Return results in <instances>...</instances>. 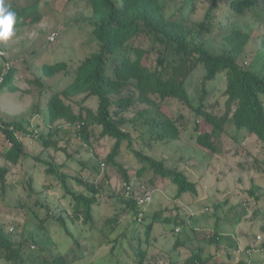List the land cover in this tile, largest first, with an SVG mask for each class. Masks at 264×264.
I'll use <instances>...</instances> for the list:
<instances>
[{
	"label": "rangeland",
	"instance_id": "1",
	"mask_svg": "<svg viewBox=\"0 0 264 264\" xmlns=\"http://www.w3.org/2000/svg\"><path fill=\"white\" fill-rule=\"evenodd\" d=\"M162 1L168 18L190 23L202 21L211 4V0ZM193 5L195 11L192 12ZM41 12L40 24L14 31L11 40L0 42V60L18 69L11 87L0 91V112L7 118H32L36 130L47 135L48 98L55 89L60 90L72 79L62 73L45 78V88L52 91L44 89L46 92L41 98L38 87L28 79L42 76L43 64L67 62L74 71L83 60L98 52L100 45L84 23L90 14L86 1L41 0ZM219 21L221 26H226L225 31L235 28L253 36L239 61L264 78V49L261 40L256 38L257 34L264 36L262 13L250 11L242 19L229 21L225 5ZM220 35L208 39L212 48L219 49L223 45ZM26 59H31L29 69L25 66ZM205 75V67L199 65L187 82L192 104L197 108L204 96L205 109L223 115L227 100L226 73L218 74L204 86ZM261 99L264 104V94ZM87 104L96 109L98 99L93 97ZM145 109L148 110L145 104H137L127 118H134ZM162 111L165 116H182L181 139L168 145L158 144L144 127L132 124L130 129L135 128L132 130L135 135L133 149L164 160L169 169L185 172L197 184V194L187 193L176 199L177 188L169 180L159 177L153 186H149L154 175L146 172L139 177L137 173L142 164L133 151L126 150L116 163L128 171L132 190L137 195L150 191L153 196L150 204L141 207L142 216L136 218L133 213L124 212L126 204L119 196L124 191L122 175L113 164L103 165L114 142L102 138L99 129H95L89 144L79 135L72 133L69 138L60 132L54 139L58 142L57 149L42 151L38 143L28 139L25 143L28 151L39 155L41 160L67 161L68 167L64 171L77 193L84 192L85 188L76 183V178L87 181L109 175L110 189L94 207L95 224L72 221V200L64 197L61 185L44 173L46 165L32 158L23 161L22 166L12 167L8 178L10 186L5 194H2L0 184V224L8 225L15 239L23 233L35 236L39 245L32 244L33 254L60 253L69 264H137L136 252L140 247L148 251L147 264H184L194 253H200L207 264H264V144L246 129L239 130L229 121L220 137L213 139L215 150H207L199 146L197 134L210 129L203 118L196 117L194 110L171 100ZM140 121L138 117L136 122ZM3 148L5 142L0 134V150ZM6 165L0 159V167ZM30 175L34 176L39 192L31 198L22 186L26 176ZM253 190L254 195L250 193ZM40 202L49 209L41 207ZM34 212L43 219L44 229L39 226ZM60 216L67 222L72 236L58 226L55 219ZM117 218V223H107ZM166 218L170 222H166ZM153 220L155 224L148 241L146 225ZM178 221L184 225L177 226ZM176 228H180V233ZM216 232L222 239L214 242L212 238ZM179 239L184 244L176 249L175 242ZM0 264L11 263L0 260Z\"/></svg>",
	"mask_w": 264,
	"mask_h": 264
},
{
	"label": "trees",
	"instance_id": "2",
	"mask_svg": "<svg viewBox=\"0 0 264 264\" xmlns=\"http://www.w3.org/2000/svg\"><path fill=\"white\" fill-rule=\"evenodd\" d=\"M84 1L90 12L84 23L100 45L99 51L83 60L74 71L67 62L43 64V75L28 79L29 83L38 87L40 98L45 95L44 89L52 91L51 88H45V78H53L62 73L72 79L60 90L55 89L48 98V134L39 133L32 123V118H7L0 112V134L5 142V148L0 150V159L7 164L0 167L2 194H5L10 186L8 178L12 174V167L22 166L23 161L32 158L46 165L44 173L61 185L64 197H70L72 200V221L94 225V207L99 203V198L110 189L109 175L98 174L100 177L87 181L76 178V183L85 188L84 192L77 193L70 185L68 173L64 171L68 167L67 161L57 163L41 160L39 155L28 151L25 140L40 144L42 151H45L58 148V142L54 139L60 132L69 138L72 133L79 135L89 144L95 129L101 131L102 138H109L114 142L112 151L103 165L113 164L123 177L124 191L119 196L126 204L124 212L133 213L136 218L142 213L137 194L133 190L128 196L126 194V186L131 185L128 171L116 163V159L126 150L133 151L142 164L137 173L139 177L146 172L154 175L149 186H153L155 179L159 177L169 180L177 188L176 199L187 193L197 194V184L192 182L185 172L169 169L164 160L133 149L135 135L132 130L135 128L130 129L132 124L144 127L158 144L168 145L181 139L184 123L182 116L173 118L165 116L162 111L171 100L188 106L195 111L198 119H204L210 131L197 134V142L204 149L215 150L213 139L220 137L229 121L239 130L246 129L264 144V104L261 99L264 94V78L239 61L253 36L235 28L225 31L226 26H221L219 21L223 6L226 5L229 21L242 19L248 12L258 10L262 13L264 24V0H211L204 19L194 23L168 18L166 5L162 0ZM5 2L16 12L14 31L41 23V0ZM193 11L195 5L192 7ZM219 34L223 45L219 49L212 48L208 39L217 38ZM256 38L261 40L264 49V36L257 34ZM39 53L40 51L35 55ZM25 61V66L29 69L31 59ZM199 65L206 69L204 86L218 74L226 73L227 100L223 115L208 112L203 104L204 96L200 98L201 104L197 108L192 104L187 82ZM262 68L264 71V61ZM17 72L15 66L0 60V91L11 87ZM79 97H82L81 100H77ZM93 97L98 99L96 109L87 104ZM137 104H145L148 110L139 112L134 118H127V114ZM138 117L142 120L139 123L136 122ZM22 186L30 198L39 193L33 175L26 176ZM250 193L255 194L254 190ZM39 205L49 209L41 202ZM33 215L38 219L39 226L44 229L43 219L37 212ZM117 220L118 218L108 220L107 223H117ZM155 220L146 225L148 241ZM55 221L66 234L72 236L62 216ZM165 221L170 222V219L166 218ZM182 225L184 222H177V226ZM221 239L218 232L212 238L214 242ZM32 244L39 245L35 236L23 233L20 238L15 239L9 226L0 224V260L11 264H69L60 253L43 256L33 254L35 252L31 250ZM183 244L184 241L179 239L174 247L178 249ZM147 257V249L140 247L136 252L137 264H147ZM184 264H207V261L200 253H194Z\"/></svg>",
	"mask_w": 264,
	"mask_h": 264
},
{
	"label": "clouds",
	"instance_id": "3",
	"mask_svg": "<svg viewBox=\"0 0 264 264\" xmlns=\"http://www.w3.org/2000/svg\"><path fill=\"white\" fill-rule=\"evenodd\" d=\"M16 12L6 5L5 0H0V42H7L14 36Z\"/></svg>",
	"mask_w": 264,
	"mask_h": 264
},
{
	"label": "built area",
	"instance_id": "4",
	"mask_svg": "<svg viewBox=\"0 0 264 264\" xmlns=\"http://www.w3.org/2000/svg\"><path fill=\"white\" fill-rule=\"evenodd\" d=\"M2 81H0V84H1ZM126 194L127 196L130 194V192L132 191V187L131 185H127L126 186ZM137 198H138V204L139 206H144V205H147V204H150L153 200V196H152V193L150 191H147V192H144L142 194H139L137 195ZM140 216H142V213L140 214ZM180 231V228L177 229V232ZM257 239L261 240V237L260 236H257Z\"/></svg>",
	"mask_w": 264,
	"mask_h": 264
}]
</instances>
